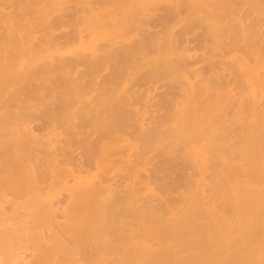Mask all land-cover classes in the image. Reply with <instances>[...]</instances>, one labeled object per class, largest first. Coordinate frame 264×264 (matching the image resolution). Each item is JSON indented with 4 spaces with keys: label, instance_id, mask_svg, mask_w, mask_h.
I'll use <instances>...</instances> for the list:
<instances>
[{
    "label": "bare ground",
    "instance_id": "obj_1",
    "mask_svg": "<svg viewBox=\"0 0 264 264\" xmlns=\"http://www.w3.org/2000/svg\"><path fill=\"white\" fill-rule=\"evenodd\" d=\"M69 1L0 0V251L18 245L14 264H264V86L226 59L228 113L209 47L259 44L264 0Z\"/></svg>",
    "mask_w": 264,
    "mask_h": 264
},
{
    "label": "rangeland",
    "instance_id": "obj_2",
    "mask_svg": "<svg viewBox=\"0 0 264 264\" xmlns=\"http://www.w3.org/2000/svg\"><path fill=\"white\" fill-rule=\"evenodd\" d=\"M117 1L119 2V0H113L114 3L117 2ZM72 2H73V0L69 1V3H72ZM115 4H116V3H115ZM115 4H113V3L111 4V3H110V5L107 7V8H111V9H109V11H112V10H113V8H112L111 6L113 5V7H115V6H116ZM117 4H118V3H117ZM0 5H1V4H0ZM1 6H2V5H1ZM107 10H108V9H107ZM109 11H108V12H109ZM114 11H115V8H114ZM109 14H110V16H111V15H112V12H109ZM114 14H115V13H114ZM126 23H127V24H126ZM128 23H129V22H125L124 25L126 24V26H127ZM107 24H108V26H107ZM107 24H106V27L111 26V25H110V21H107ZM120 25H121V24H120ZM263 25H264V24H263ZM117 26H119V25H117ZM122 26H123V25L119 26L120 28L118 27L117 29L119 30V29L124 28V26H123V27H122ZM131 27H132V26H131ZM1 29H2V28H1ZM131 29H132V28H131ZM196 30H197V29H196ZM58 31H59V30H58ZM111 31H112V30H110V31H108V32L111 33ZM114 31H115V30H114ZM133 32H134V31H133ZM188 35H189V34H188ZM190 35H191V37H192V34H190ZM261 37H262V36H261ZM263 37H264V35H263ZM263 37H262V39H261V40H263V42H262L260 39H255V40H256V41H257V40H260V41H258V42H260L261 44H262V43L264 44V38H263ZM189 38H190V37H189ZM209 39H210V38H208V40H207L208 43H206V45H207V44L210 45V40H211L212 43H211V46H209V47H211L212 49H214V51H216L215 53H214V52H213V53H214L215 55H219V53L221 54V55H219V60H217L218 57L216 58V56H213V60L215 61V62H213V65L215 64L214 67H217L218 71H221V72L223 73L224 70H225L224 68H226V69L229 68L230 65L228 66L227 64H225L226 59H227V60L230 59L228 62H231V63H232V59H231V58H233V64L235 63L234 66H236V64H237V66L239 65V67H237V68H238V71H239V74L242 75V73L244 72V70L247 71L246 74H244L243 76L246 75V76H245V77H246L245 79H246V80H249L250 82H252L251 84H253V88H254V87L257 88L258 86L262 88V87L264 86V84H263V83H264V78L262 79L263 81L260 80L261 77H264V74L262 75V73H263L264 71H263V72L260 71V69H261V70H262V69L264 70V66L262 65V63L264 64V62L262 61V60H263V57H264V56H263V53H264V48H263V47H264V45H260V43L257 44V42H255V41H254V42H255L256 44L253 45V43H252L253 41H251V43L248 42V43L251 44V45L247 44V45H249V46H246V48L249 47V48H248V49H249V55H250V57H252V58H250V59H255L254 55L257 56V58L253 61L255 64H257V66L255 67V64H254L253 62H251V60H250V61L247 60V59L249 58V57H248L249 55H247V54H248V53H247V52H248V49L245 50V51H247V52L244 51V49H246V48H245V43L247 42V40L244 42V46H240V48H241V47L244 48V49H243V52L246 54L245 57L247 56V57H246V58H247L246 60L249 61V62L246 61L248 65L246 64L245 59H243V61H242V58H244V56L241 55V54H244V53H241V52H242V51H241L242 48H241V50H240V49H239V46H238V48H237V46H236V49H235V47H234L238 42H239V43H238L237 45H241V44L243 45V42H242V41H238L235 45H233L234 48H233V47L231 48V49L233 50V52H234V53H233L232 50L227 46L228 44L226 45V43H223V44L221 43V44H222V45H221V48L224 47V48H222V50H221V49H220V43H219L217 40H215V41L213 40V41H212V39H210V40H209ZM226 39H227V38H226ZM192 40H193V39H192ZM195 40H196V39H195ZM189 41H190V43H189V42H188V43L192 46V43H191L192 41H191V40H189ZM193 41H194V40H193ZM226 42H227V40H226ZM186 43H187V42H186ZM193 43H195V42H193ZM189 44H188V45H189ZM196 44H198V43H196ZM259 45H260V46H259ZM201 46H202V45H201ZM253 46H254V47H253ZM259 47L262 48V49H260ZM196 48H197V46H196ZM196 48L194 47L195 50H193V48H192L190 52H193V51H194V53H195L196 55H197V53L199 54L200 52L203 53L204 50L206 49V46L203 47V48L201 47V48L204 49V50H202V49L198 46V48L201 49V51H200L199 49H196ZM227 48H228V49H227ZM254 48H255V49H254ZM209 49H210V48H209ZM192 50H193V51H192ZM206 50H207V52H208V49H206ZM224 50H225V51H224ZM228 50H230V51H228ZM239 50H240L241 52H240ZM262 50H263V51H262ZM210 51H211V50H210ZM237 51H239V52L236 53V54H237V55H236L235 52H237ZM260 51H262V53H261ZM217 52H218V53H217ZM231 52H232V53H231ZM254 52H256V53L254 54ZM257 52H259V53L257 54ZM209 53L212 54V51L209 52ZM216 53H217V54H216ZM222 53H223V54H222ZM239 53H240V56H239ZM214 54H213V55H214ZM226 54H229V56L226 55ZM231 54H232V55H231ZM233 54H235V58L233 57ZM256 54H257V55H256ZM223 55H224V56H223ZM200 56H201V53H200ZM227 56H228V57H227ZM237 57H238V58H237ZM239 57H241V59H240ZM253 57H254V58H253ZM221 59H223V60H225V61L223 62ZM220 60H221V61H220ZM236 60H237V61H236ZM256 60H257V61H256ZM258 60H259V61H258ZM219 61H220V63H221V62L223 63V64L221 63L222 67H221V65H219V63H218ZM234 61H235V62H234ZM239 61H240V62H239ZM255 61H256V62H255ZM260 61H262V62H260ZM241 62H242V63H241ZM244 62H245V64H244ZM259 62H260V64H259ZM204 63H205L204 61H202V63H201V61H200V63L198 62L199 65L204 64ZM231 63H230V64H231ZM198 64H196V65H198ZM216 64H218V66H217ZM243 64H244L245 67H244V66L242 67ZM223 65H224V67H223ZM225 65H226V66H225ZM251 65H252L253 67H252ZM219 66H220L221 69H222V68H223V69H222V70L219 69ZM227 66H228V67H227ZM240 66H241L242 69L239 70ZM247 66H248L249 69L247 68ZM260 66H262V67H260ZM251 67L253 68L252 70H251ZM257 67H258V69H259V72H261L260 74H258V72H257V74L259 75V77L261 76L260 78H258V77H257V74H256V71H258V69H255V68H257ZM230 68H231V67H230ZM246 69H247V70H246ZM254 69H255V70H254ZM229 70H230V69H229ZM233 70H234V68H233ZM233 70H232V71H233ZM236 70H237V69H236ZM241 70H242V71H241ZM249 70H251V72H250ZM230 71H231V70H230ZM230 71L228 72V69H227V71L224 72L225 74L223 73V74L225 75V76H224L225 79H226V77L229 78V81H228V78H227V80H226V82H225L226 84L228 83L227 85L225 84L226 87H225V86H222V85L224 84V82H223V80H221L222 85H220V87H223V89H222V88H221V89L218 88L220 94H221L222 91L224 92V93L222 92L224 99H222V98H223V97H222V94H221V97H220V98H221L220 105L223 103V104H222V107L224 108V106H226V108H227L226 111H227L228 113H229V111H230L231 104L233 105V104L235 103L231 98H230V101H231V102L228 101V100H229V96H231V95L234 94V93H233V90H231V89H234V91L236 92V90H235V89H236V88H235L236 85H235L233 88H231V87L233 86V84H234V81H233V84L230 82L231 80H234V75L232 76V73H234V71H233V72L231 71V73H230ZM252 71H254V74H253ZM227 72H228V74H227ZM240 72H241V73H240ZM248 72H249V73H248ZM235 73H236V72H235ZM226 74H227L228 76H226ZM247 74H248V75L250 74V76H248ZM252 74H253V76H252ZM237 75H238V74H237ZM238 76H239V77H238ZM238 76H235V77H237V79L240 80V75H238ZM243 76H242V78H243ZM247 76H248V77H247ZM251 76L254 77L255 79L251 78ZM232 77H233V78H232ZM249 77H250L252 80H254V81L250 80ZM230 78H231V79H230ZM242 78H241V79H242ZM258 79L260 80V81H259L260 83H258V81H257ZM242 80H243V79H242ZM227 81H228V82H227ZM255 81H257L258 84H257ZM235 82L238 83V80L235 81ZM247 82H248V81H247ZM247 82L245 81V85H244V87L247 86L248 84H249L248 87L251 85L250 82H249V83H247ZM254 82L256 83L255 86H254ZM230 83L232 84V86H231ZM241 83H243V81H242ZM241 83H239V86L241 85ZM235 84H236V83H235ZM246 84H247V85H246ZM262 84H263V85H262ZM242 86H243V85H242ZM259 87H258L257 89H259ZM253 88H252V86H251V90H250V91H253V90H252ZM240 89H241V87H240ZM262 89H263V88H262ZM157 90H158V89H157ZM157 90H154V91H157ZM242 90H243V89H242ZM245 90H247V89L244 88V91L241 92V93H242V96L239 97V98H241V99H237V100H240V102H241V100L244 99V100H243V104H244V102H245V99H246L247 97H250V96H249V95H250L249 93H252V92H250L249 90H247V91H245ZM243 92H244V93H243ZM245 92H246V94H245ZM153 93H154V92H153ZM153 93H152V94H153ZM238 93L241 94L240 92H238ZM263 93H264V92H263ZM239 94H237V96H238ZM244 94H245L246 96H245ZM252 94H253V93H252ZM254 94H255V93H254ZM247 95H248V96H247ZM156 96H157V95H156ZM237 96H235V97L233 96L234 99H235ZM243 96H244L245 98H244ZM252 96H254V95H251V97H252ZM157 97H158V96H157ZM157 97H156V98H157ZM242 97H243V99H242ZM237 98H238V97H237ZM252 98H253V97H252ZM263 98H264V96H263ZM263 98L261 97L260 101H262ZM222 100H223V101H222ZM247 100H248V99H246V102H247ZM248 101H249V100H248ZM263 101H264V100H263ZM228 102H229V103H228ZM232 102H233V103H232ZM237 102L239 103V101H236V104H237ZM246 102H245V103H246ZM241 103H242V102H241ZM227 105H228V106H227ZM238 105L241 106V104H238ZM244 105H246V104H244ZM244 105H242V106H244ZM235 106H237V105H235ZM235 106H234V107H235ZM246 106H247V105H246ZM228 107H229V108H228ZM244 107H245V106H244ZM237 108H238V106H237ZM240 108H241V107H240ZM224 109H225V108H224ZM228 109H229V111H228ZM237 110H239V109H236V111H237ZM241 110H243V109H241ZM241 110H239V111H241ZM244 110L246 111V109H244ZM224 111H225V110H224ZM224 111H223V112H224ZM226 111H225V112H226ZM245 111H244V112H245ZM227 112H226V113H227ZM237 112H238V111H237ZM244 112H242V113H244ZM246 112H247V111H246ZM251 112H252V111H251ZM228 113H227V114H228ZM242 113H241V115H242ZM227 114H226V115H227ZM245 114H246V113H244V115H245ZM248 114H249V111H248ZM228 116H229V114H228ZM228 116H227V117H228ZM252 118H254L253 115H252V114H249V119H252ZM34 129H35V128H34ZM36 130H37V132L40 131V130L38 131L37 128L35 129V131H36ZM42 131H43V130H42ZM42 131H41V132H42ZM39 133H40V132H39ZM75 157H77V156H75ZM113 173H114V172H113ZM113 173H111V174H113ZM109 175H110V174H108V176H109ZM245 178H246V179H247V178L250 179L251 177H250V176H247V177H245ZM1 184H2V183H1ZM249 184H251V185H255V186H260V185H262V182L257 183V182H252V181H250ZM0 187H1V186H0ZM1 188H3V187H1ZM60 192H62V191L60 190ZM63 192H64V191H63ZM64 195H65V192H64ZM64 195H63V196H64ZM66 197H67V195H66ZM5 203H8V204H5L6 206L9 205V202H5ZM56 206H57V204H56ZM58 206H59V204H58ZM61 207H62V205L60 206V209H59V207H58L57 209L60 211V210L62 209ZM58 210H56V211L59 212ZM21 211H24V210H21ZM57 212H56V213H57ZM57 214H58V213H57ZM11 215H12V214H11ZM11 215H9V216H11ZM9 216H8V218H10ZM14 216H15V215H14ZM14 216H13V218H14ZM59 216H61V215H60V212H59ZM15 217H16L15 220H17V219H18L17 216H15ZM61 217H62V216H61ZM13 218H11V219L13 220ZM12 220H10L9 223H12V222H13ZM11 221H12V222H11ZM16 222H17V221H16ZM0 223H1V221H0ZM5 224L8 225V223H5ZM16 224H17V223H16ZM1 226H2V225H0V227H1ZM10 226H11V225H10ZM15 226H16V225H15ZM6 227H7V229H10L9 226H6ZM6 227L3 225V228L6 229ZM12 227H13V226H12ZM3 228H2V229H3ZM0 229H1V228H0ZM13 229H14V228H13ZM17 229H19V226H18ZM20 230H21V228H20ZM0 231H1V230H0ZM12 231H13V230H12ZM8 232H10V231H8ZM14 233H15V232H14ZM16 233H17V231H16ZM19 233H20V231H19ZM10 234H11V236H13V235H12L13 232H12V233L10 232ZM20 235H21V233H20ZM20 235L17 233V236H20ZM22 235H23V233H22ZM11 236H10V237H11ZM20 237H23V236H20ZM20 237H19V239H20ZM12 238H14V236H13ZM24 238H25V237H24ZM9 239H10V238H9ZM14 239H16V236H15ZM25 239H26V238H25ZM25 239H24V240H25ZM10 241H13V239H11ZM14 241H15V240H14ZM19 241H20V243H21V244H20V243L18 242V243L20 244V247L25 248V247L27 246L26 249H27V248L31 249V246H32V243H31V242H32V241L30 242L31 245H29L30 243H28V242L26 243V242H25V244H28L30 247H28V245H25V244H24L25 247L22 245L23 238L20 239ZM21 241H22V242H21ZM33 242H34V241H33ZM14 243H16V241H15ZM7 244H8V243H7ZM5 245H6V244H5ZM12 245H13V243L10 244V246H9L10 249L8 248L10 252L12 251L11 249H13V248L16 246V245H15V246H12ZM3 246H4V245H3ZM7 246H8V245H7ZM17 246H18V245H17ZM17 246H16V247H17ZM11 247H12V248H11ZM3 248H4V247H3ZM1 249H2V247H1ZM1 249H0V250H1ZM15 249H16V248H15ZM20 250H21V249H20ZM23 250H24V249H22L21 251H23ZM4 251H6V252H5V253H2V255L6 254V256H7V255L10 253V252H9V253L7 254L8 251H7V248H6V247H5V249H3V250L0 251V252H4ZM28 251H30V250H28ZM28 251L25 252V250H24L23 253L25 252V253L27 254ZM13 253H14V255H16L15 251H13ZM11 254H12V253H11ZM11 254H9V255H11ZM28 254H29V253H28ZM2 255H0V256L3 257V258H5V257H4L5 255H4V256H2ZM12 256H13V254L10 256L11 259H14V258H12ZM7 257H8V259H7L8 261L11 260L9 256H7ZM13 257H14V256H13ZM5 260H6V259H5ZM14 260H15V259H14ZM18 260H19V259L17 258L16 261H18ZM8 261H7V263H8ZM16 261H14L15 264L19 263V261H18L17 263H16ZM12 262H13V261H11V263H12ZM21 262H22V261H21ZM27 262H28V261H27ZM11 263H10V261H9L8 264H11ZM23 263L25 264L26 262H23ZM23 263H21V264H23ZM5 264H6V263H5ZM12 264H14V263H12Z\"/></svg>",
    "mask_w": 264,
    "mask_h": 264
}]
</instances>
